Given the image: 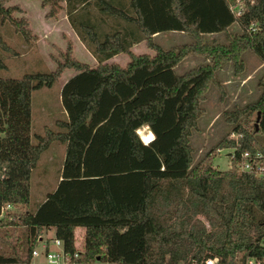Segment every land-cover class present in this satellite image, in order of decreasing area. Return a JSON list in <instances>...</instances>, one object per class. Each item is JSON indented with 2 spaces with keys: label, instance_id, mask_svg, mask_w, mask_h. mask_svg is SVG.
Returning <instances> with one entry per match:
<instances>
[{
  "label": "trees",
  "instance_id": "trees-1",
  "mask_svg": "<svg viewBox=\"0 0 264 264\" xmlns=\"http://www.w3.org/2000/svg\"><path fill=\"white\" fill-rule=\"evenodd\" d=\"M9 1L0 0L2 20L25 41L35 39L28 20L13 17L21 8L6 6ZM240 1L236 16L235 0H41L49 7L46 18L65 10L97 65L74 58L66 39V49L51 56L54 70L0 78V208L29 207L0 218V228L24 229L12 252L0 254V264H24L43 228L68 249L82 228L85 259L100 256L108 264H177L207 256L264 264V178L212 166L214 151L234 146L227 135L196 162L190 144L208 88L220 87L216 71L231 63L241 72L247 51L264 66V0ZM233 24L238 30L229 33ZM162 32L184 33L191 41L165 49L154 41ZM217 33L226 43L205 39ZM141 41L154 54H134L131 46ZM0 48L15 54L1 36ZM118 53L128 55L125 66L106 62ZM191 53L206 61L176 73L174 66ZM68 68L76 73L60 89L66 118L56 122L57 131L32 134V91L50 87ZM258 85L256 100L223 113L243 135L240 151L263 148L264 72ZM142 127L150 132L140 137ZM54 141L65 144L59 180L31 206L32 169Z\"/></svg>",
  "mask_w": 264,
  "mask_h": 264
},
{
  "label": "rangeland",
  "instance_id": "rangeland-1",
  "mask_svg": "<svg viewBox=\"0 0 264 264\" xmlns=\"http://www.w3.org/2000/svg\"><path fill=\"white\" fill-rule=\"evenodd\" d=\"M11 5H18L22 10L21 12H13V17L27 19L30 28V22L26 15L29 14L34 21V25L38 27V31H41L33 33L30 29L36 38L27 42L20 36L13 25L7 20H2L0 17V36L8 46L15 50V54H11L0 48V58L5 64V68L0 69V78H21L25 73L29 72H48L54 70L56 63L51 56H58L60 51L66 49V39L68 38L65 34H62L64 45L63 48H60V36L58 34L42 33L45 24L42 23L41 16L43 14L46 15L49 7L42 6L41 0H11L6 4V6ZM61 11L65 12L63 8L58 9L56 15L53 17L56 18ZM237 30L238 26L233 24L230 26L228 32L232 33ZM205 39L208 41L214 39L221 43H226L227 41L224 33L206 35ZM154 41L161 47L168 49L183 43H189L191 38L187 34L180 32H162L154 36ZM134 51L138 54H154V51L149 49L145 42L137 45ZM72 55L76 59L84 58L80 56L78 50L75 55L73 46ZM84 60L88 62L87 59ZM128 60L127 54L120 53L116 56L115 60L109 62L125 66ZM205 61L204 57L191 53L184 57L173 69L176 73L180 74ZM243 65V70L239 73L234 72L231 63L225 64L216 71V78L220 83V87L210 85L208 88L205 99L201 103L204 111L198 118L197 127L192 131L190 136L194 162L209 152L223 136L228 135L233 130V124L223 116L224 111L232 110L234 107H242L256 100L259 96L260 88L258 80L264 72L263 64L256 55L251 51H247L243 55ZM70 71L73 72L75 70L70 68ZM61 79H58L50 87H42L32 91V134L44 135L45 129L57 131L60 128L56 122L66 118L60 101ZM248 119L253 122L255 114H251ZM138 133L140 137L141 134H148L147 127H142ZM259 135L256 134L258 137ZM262 139L264 145V136ZM33 141L36 142L35 139ZM64 150L65 147L62 143L54 141L41 152L30 176L31 206L42 201L55 188L61 173ZM227 152V149H222L220 153L214 151L211 162L212 166L219 170H226L228 167ZM23 233V228L17 230H13L10 227L0 228V254L7 255L11 253L16 238L22 237ZM83 233V231L80 232V234ZM17 250L20 254H23L22 251Z\"/></svg>",
  "mask_w": 264,
  "mask_h": 264
},
{
  "label": "built area",
  "instance_id": "built-area-1",
  "mask_svg": "<svg viewBox=\"0 0 264 264\" xmlns=\"http://www.w3.org/2000/svg\"><path fill=\"white\" fill-rule=\"evenodd\" d=\"M231 10L238 16L242 13V2L235 0L231 5ZM251 30L255 29L252 24ZM227 138L234 141V146L218 148L220 153L222 149H227L228 167L226 170H236L238 172H252L258 177L264 178V145L262 149L238 150L242 133L234 130L230 131ZM29 208L25 204L6 203L0 208V218L6 215H18L27 213ZM83 231L77 228L74 232L73 248L68 249L64 242L58 238L52 229L43 228L35 238L27 259L24 264H108L97 256L95 259H85L83 255ZM84 232V231H83ZM177 264H225L216 256L202 257L199 260L184 261ZM243 264H261V260L254 257H247Z\"/></svg>",
  "mask_w": 264,
  "mask_h": 264
},
{
  "label": "crops",
  "instance_id": "crops-1",
  "mask_svg": "<svg viewBox=\"0 0 264 264\" xmlns=\"http://www.w3.org/2000/svg\"><path fill=\"white\" fill-rule=\"evenodd\" d=\"M62 6H64V2H60ZM46 10V9H44ZM29 22H30V29L32 30L33 33H38L41 30L38 31V27H36L34 25V21L31 19V16L29 14H26ZM45 14H43L41 16V20L42 23L45 24V27L42 29V33H56L60 36V48H63L64 45V40L62 38V34H65V36L72 42V46H73V51L76 55V51L78 50L80 53L81 57L84 58H78L79 61L89 65L90 67H94L95 65H97V61L95 60V58L88 52L87 48L85 47L84 43L78 38V36L76 35L75 31L72 29V27L70 26L68 19H67V15L64 11H61L57 17H52V18H45L44 17ZM159 34V33H158ZM157 35V34H156ZM144 41L138 42V43H134L131 46V51L134 54H138L134 51L135 47L139 44H143ZM120 53L112 56L110 59H108L106 62L109 61H113L115 60L116 56L119 55ZM142 54V53H140ZM84 59H87L88 62ZM129 61V60H128ZM127 61V62H128ZM67 72V74H65ZM76 73V71L71 72L70 68L64 70V72L61 74L60 78L61 79V83H60V89L63 86V84L70 78L72 77L74 74ZM66 115V114H65ZM148 132H150L148 130ZM143 141V140H142ZM144 142V141H143ZM65 147V144L62 143ZM64 155H65V150H64Z\"/></svg>",
  "mask_w": 264,
  "mask_h": 264
},
{
  "label": "water",
  "instance_id": "water-1",
  "mask_svg": "<svg viewBox=\"0 0 264 264\" xmlns=\"http://www.w3.org/2000/svg\"><path fill=\"white\" fill-rule=\"evenodd\" d=\"M259 118V113H258V116H257V119ZM256 127H257V123H256Z\"/></svg>",
  "mask_w": 264,
  "mask_h": 264
}]
</instances>
